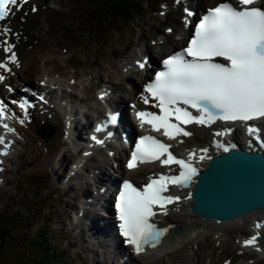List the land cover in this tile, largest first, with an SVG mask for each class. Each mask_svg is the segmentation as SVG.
<instances>
[{"label":"snow or ice","instance_id":"obj_1","mask_svg":"<svg viewBox=\"0 0 264 264\" xmlns=\"http://www.w3.org/2000/svg\"><path fill=\"white\" fill-rule=\"evenodd\" d=\"M257 2L238 0L240 9L222 2L207 10L195 25L188 47L165 59L163 70L156 72L154 80L145 86L144 91L148 95L142 99L145 104L150 103L149 97L155 101L152 106L159 110V114L137 112L136 118L142 128L145 124L150 125L154 132L163 130L168 140H176L180 136L192 135L182 125L210 126L217 120L247 123L264 118V9L252 7ZM27 3L28 0H0V21L11 14L12 8L19 10ZM187 15L192 16L193 13L187 12ZM9 32L10 29H0V34L5 36ZM3 44L7 45L3 51L10 55L0 62V69L8 72V64H16L17 59L12 51L14 45L6 40ZM217 58L226 63L218 62ZM140 67L143 68L144 64ZM4 79L0 75V82ZM19 106L25 108L24 103ZM189 108L195 109L199 115L194 116L187 110ZM4 113L5 105L0 101V118ZM115 121V116L109 117V123ZM3 126L12 131L6 124ZM258 132V128H248L249 135ZM222 134L215 133L217 136ZM0 143H3V138H0ZM169 149L170 145L152 136H143L128 164L130 169H134L138 162L159 161L162 166L176 164L181 169L178 176L160 175L151 179L142 191L125 182L116 205L119 228L126 243L137 254L146 245L155 247L164 234V230L157 229L150 220L156 215L154 208L159 207L166 215L167 205L179 200V197L164 195L168 186L186 187L196 174L190 163L176 158ZM165 156L166 159H161ZM193 157L194 153L190 154L189 161ZM256 227L259 229L261 225ZM258 239V236H253L244 242V246L255 247Z\"/></svg>","mask_w":264,"mask_h":264},{"label":"water","instance_id":"obj_2","mask_svg":"<svg viewBox=\"0 0 264 264\" xmlns=\"http://www.w3.org/2000/svg\"><path fill=\"white\" fill-rule=\"evenodd\" d=\"M259 168L263 169V167ZM236 174L242 178L250 179L249 176L254 175V172H249L242 167H237V165L231 166L230 169H221L218 173H215L214 175L212 174L211 178H209L208 185L209 187H211L208 193H212L213 196H215V192L212 191L213 189L218 191L222 186H226L227 188H229L228 190L223 191L222 201L226 202V205L229 207H233V205L239 206L241 208V210L238 211L239 214L251 211L255 207L261 208L264 204L262 198L255 200L252 199L253 201H249L252 198L253 192L250 188L247 187L248 180L243 182V185L246 188L245 189L243 185H241V182L239 183L236 180Z\"/></svg>","mask_w":264,"mask_h":264},{"label":"rangeland","instance_id":"obj_3","mask_svg":"<svg viewBox=\"0 0 264 264\" xmlns=\"http://www.w3.org/2000/svg\"><path fill=\"white\" fill-rule=\"evenodd\" d=\"M23 236V233H19L16 237H20L23 239ZM10 239L12 238L10 237ZM12 241L16 242L15 238H13ZM2 242L4 243V240ZM7 252L8 254H10V256L14 257L15 260L20 259V253L24 252L27 254V256H25V260H34L35 258L39 257L41 250L39 247L31 246L28 239H23L21 244L14 243V246L12 242H10V246H8V248L6 249V253Z\"/></svg>","mask_w":264,"mask_h":264},{"label":"bare ground","instance_id":"obj_4","mask_svg":"<svg viewBox=\"0 0 264 264\" xmlns=\"http://www.w3.org/2000/svg\"><path fill=\"white\" fill-rule=\"evenodd\" d=\"M28 52H33V51H28ZM92 106H90L88 104V110L91 109ZM126 109L122 108V111L124 112ZM126 113V112H124ZM131 114V113H129ZM130 116V115H129ZM186 206L183 205L181 210L185 211ZM241 220H236L233 222L228 223V232L230 233L233 228L232 226L235 224H240ZM192 241V236L191 235H187L186 239L180 238L177 242H175L174 244H171L167 247H165L162 251L163 256L164 255H169L170 257H172L173 252H175L176 250H184L185 246L188 245L190 242ZM163 262V261H162Z\"/></svg>","mask_w":264,"mask_h":264}]
</instances>
